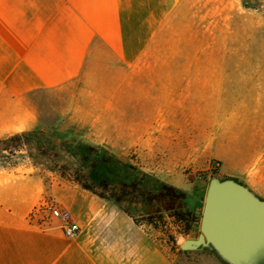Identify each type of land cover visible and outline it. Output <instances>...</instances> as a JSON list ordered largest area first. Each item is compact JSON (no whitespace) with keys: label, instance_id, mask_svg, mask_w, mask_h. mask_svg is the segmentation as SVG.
<instances>
[{"label":"crops","instance_id":"obj_1","mask_svg":"<svg viewBox=\"0 0 264 264\" xmlns=\"http://www.w3.org/2000/svg\"><path fill=\"white\" fill-rule=\"evenodd\" d=\"M252 35L264 0H0V137L39 128L45 95L73 94L86 145L153 147L177 131L181 153L191 136L219 177L264 199V58L226 57ZM48 195L37 167L0 173V264H177L119 202L57 176ZM49 200L76 236L32 218Z\"/></svg>","mask_w":264,"mask_h":264},{"label":"rangeland","instance_id":"obj_2","mask_svg":"<svg viewBox=\"0 0 264 264\" xmlns=\"http://www.w3.org/2000/svg\"><path fill=\"white\" fill-rule=\"evenodd\" d=\"M236 39L235 49L226 52V57L264 58V35L245 38L237 36ZM179 46L178 36H175L173 47ZM172 57H195V52H181L175 49L172 51ZM73 102V94L56 98L45 95L42 122L39 126L61 144L64 151L68 149L66 155L69 158L73 156L70 152L76 151L79 144L86 145L87 140L83 124L71 119ZM107 133L111 136L114 134L97 130L92 135L106 137ZM178 134L179 132L173 131L172 141L168 143L159 141L153 147L93 146L96 151L114 158L120 164L116 169H106L104 173L109 180L101 183H93L88 178L90 166L84 172H76L73 169L63 178L57 171L34 164L24 154L16 158L14 166H0V173L37 167L45 177L47 195L50 193L51 180L54 176L76 184H79L77 179H80L92 186L97 193L119 202L137 222L151 225L157 238L164 241L172 250L177 264H230L212 246L189 250L181 248L186 239L197 238L200 234L207 188L210 180L219 176L218 162L206 152L203 155L195 154L196 142L191 136L182 142L187 154L181 153L185 149L179 146L181 142ZM188 210L198 213L200 220L196 225L187 219ZM52 218L53 216L43 210L42 206L35 211L34 219L38 221H48Z\"/></svg>","mask_w":264,"mask_h":264},{"label":"water","instance_id":"obj_3","mask_svg":"<svg viewBox=\"0 0 264 264\" xmlns=\"http://www.w3.org/2000/svg\"><path fill=\"white\" fill-rule=\"evenodd\" d=\"M201 232L184 250L212 246L230 264H264V199L243 183L214 177L204 201Z\"/></svg>","mask_w":264,"mask_h":264},{"label":"trees","instance_id":"obj_4","mask_svg":"<svg viewBox=\"0 0 264 264\" xmlns=\"http://www.w3.org/2000/svg\"><path fill=\"white\" fill-rule=\"evenodd\" d=\"M67 151L68 149L64 151L61 144L40 128L23 130L0 137V166H14L16 158L20 154L27 155L34 164L42 165L51 171L61 173L63 178L67 176V173L70 174L73 169L76 172H84L90 166L91 171L88 178L93 183L108 181L109 178L105 175L104 171L106 169H116L120 166L117 160L101 154L93 146L85 144L77 145L76 151L70 152L76 158L73 156V158L67 157ZM77 181L82 187L94 191L89 184L82 182L80 179H77ZM98 194L106 197L102 193ZM125 211L129 213L126 209ZM186 215L189 216L187 219L193 225H196L200 220L198 213L193 210H188Z\"/></svg>","mask_w":264,"mask_h":264},{"label":"built area","instance_id":"obj_5","mask_svg":"<svg viewBox=\"0 0 264 264\" xmlns=\"http://www.w3.org/2000/svg\"><path fill=\"white\" fill-rule=\"evenodd\" d=\"M42 209L51 214L53 217L60 218L62 220V226L66 236L74 237L79 233V224L71 219L70 214L67 211L59 208L53 201H46L42 205Z\"/></svg>","mask_w":264,"mask_h":264}]
</instances>
